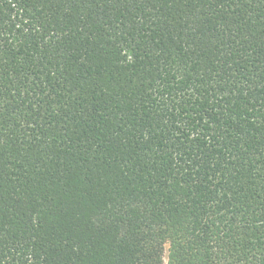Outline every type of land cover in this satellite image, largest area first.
<instances>
[{
  "label": "trees",
  "instance_id": "16d2710c",
  "mask_svg": "<svg viewBox=\"0 0 264 264\" xmlns=\"http://www.w3.org/2000/svg\"><path fill=\"white\" fill-rule=\"evenodd\" d=\"M0 264H264V0H0Z\"/></svg>",
  "mask_w": 264,
  "mask_h": 264
}]
</instances>
